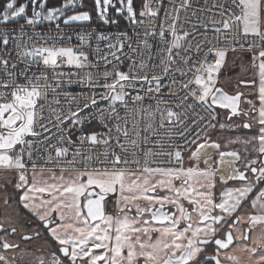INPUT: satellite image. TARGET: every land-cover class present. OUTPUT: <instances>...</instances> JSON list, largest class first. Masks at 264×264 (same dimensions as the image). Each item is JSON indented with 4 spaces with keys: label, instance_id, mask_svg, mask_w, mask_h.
Segmentation results:
<instances>
[{
    "label": "snow or ice",
    "instance_id": "snow-or-ice-1",
    "mask_svg": "<svg viewBox=\"0 0 264 264\" xmlns=\"http://www.w3.org/2000/svg\"><path fill=\"white\" fill-rule=\"evenodd\" d=\"M93 10L116 30H83L85 0H0V170L18 174L0 177V202L37 222L22 241L55 244L32 264H264V0H153L139 14L133 0H94ZM244 42L262 49L258 108L217 86ZM216 129L252 133L228 139L244 155L221 151ZM0 233V248L19 250L0 264H22L30 253L5 239L18 228Z\"/></svg>",
    "mask_w": 264,
    "mask_h": 264
},
{
    "label": "rangeland",
    "instance_id": "rangeland-1",
    "mask_svg": "<svg viewBox=\"0 0 264 264\" xmlns=\"http://www.w3.org/2000/svg\"><path fill=\"white\" fill-rule=\"evenodd\" d=\"M58 1L59 0H49V6H54V5L58 6L59 5V4H57ZM142 1L143 0H140V1L138 0V2L140 4V8L138 10L136 8L137 5L135 3V0H133V6H134V9L136 10L137 14H139V12L141 10H143ZM85 2L88 6V9L92 12L93 20L97 19L96 13L93 10L94 9V0H85ZM69 14H71V13H69ZM111 15H114V13H111ZM84 24H89V23L85 22ZM260 50H262V49L258 48L257 52L253 51L252 54L254 53V55H255ZM246 52L247 51H245L243 53L227 55L226 56L225 70L237 67L240 71V76H241L240 79H244L245 78L244 71L248 70V63H250L249 62L250 60H247V63H245V60L250 58V54H247ZM238 76H239V73H238L237 77ZM220 83L222 86H224V83H222L221 81H220ZM251 92H254V90H248V89L246 90V93L248 95H250L251 98H253L252 97L253 95H251ZM254 103H255V100H254ZM248 107H246V109ZM238 122H243V118H241ZM254 128H255V125H254ZM242 130L243 129H241L239 131V133H233V132H228V131H220L219 129H216V130L211 131L209 133V135L211 136L212 140L220 143V145H221L220 150H234V149H240L241 150V149H243L242 145H240L238 143L237 144H229L228 139L229 138H235V136L237 134H240V135H251L252 134V133H247V134L241 133ZM253 131H254V129H253ZM215 154H217L216 151L214 150V152H213V150H212L211 155H215ZM189 155L190 154H187L185 156V158H187V164L185 165V167L190 166V162L188 160ZM201 167H203V164H201ZM5 176H7L9 179H11L12 183H14V181H13L14 175L12 173L0 172V177H5ZM9 191L12 192L13 194H15L13 189L9 188ZM0 196H2V193H0ZM17 199H18V197H17ZM29 219H33V218L29 214H27L24 211V209H22V207L18 208L17 205L15 204V202H12L11 206L7 207V208L3 205L2 202H0V223H3L5 227L10 228L11 226H16L20 233H25L27 231L26 234H30V229H29V227H27V221ZM33 223H36V221L34 219H33ZM22 224H23V226H22ZM2 235H4V234H2ZM5 239L8 240L7 235H5ZM16 240H17V236H16ZM17 243L20 244L21 248L25 249L30 254H33L34 257L32 259L28 260L29 264H32V262H34L36 260V257H38L40 255H44L46 260H47V252L46 251L43 253H40V254L33 252V250L37 251L39 249V246H41V248H45L46 243H44L43 240H34L33 242H22V243L17 242ZM29 248L32 250H30ZM45 250H47V248H45ZM26 257H28V255Z\"/></svg>",
    "mask_w": 264,
    "mask_h": 264
},
{
    "label": "built area",
    "instance_id": "built-area-1",
    "mask_svg": "<svg viewBox=\"0 0 264 264\" xmlns=\"http://www.w3.org/2000/svg\"><path fill=\"white\" fill-rule=\"evenodd\" d=\"M146 2H148V3H152L153 0H146ZM201 2H202V0H201ZM165 3L167 4V0H165ZM111 13H112V12H111ZM111 13H110V14H111ZM181 16H183V13H181ZM142 19L144 20L145 24H147L148 21H149V19H150V17H143ZM156 24H157V30H158L159 19L156 20ZM47 27H48V26H47V22H46V24L43 26V30L47 31ZM53 27H54V25H53ZM61 27H64V26L61 25ZM74 27H76V26H74ZM95 27H98L101 31L111 32V31H115L117 26H114V25H113V26H105V25L99 24L98 21H97V19L93 20L90 24H83V30H91V28H95ZM38 30H40L39 27H38ZM80 30H81L80 27H76V31H80ZM119 30H121V31H123V30H127V31L129 32V35H132V31H131V29L129 28L128 23H127L124 19H122V18H120ZM144 30H145V29H143V28H138V29H137V31H139V32H141V33H143ZM66 31H70V29H66ZM140 39H144V37L141 35ZM249 39H251V38H249ZM135 40H136V37H133V42H135ZM157 40H158V38H155V39H153V38H149V39H148V42L151 43V44H153V46H154V47H153V51H155V47H156ZM72 43H73V44L78 43V41L76 40L75 36H73ZM244 43H245V47L241 48V47H239V45H236V46H235V50H234V51H233V50L228 51L227 55H230V54H237V53L245 52V51H255V50L258 49V48H254V49H252V50H249V49L247 48V42H244ZM214 56H215V53H214V52L208 53V61H209V62H214V60H213V57H214ZM201 58L203 59V56H202ZM72 91H73V92H76V91H79V89L73 88ZM149 103H151L153 106L155 105V101H154V100H152V101H147V100H146V101H145V105H147V104H149ZM93 127H96V128L98 129V125H93ZM161 131H163V130H161ZM211 131H213V130H209V133H210ZM72 132H74V135H72V139L75 141V140H76V136H78V135L80 134L79 129H78V128H73V129H72ZM154 139H155V138H154ZM51 143L56 144V143H57L56 139L53 138L52 141H51ZM57 146H62V145H57ZM85 147H88V146L86 145ZM165 147H167V145H165ZM195 147H196V145H192L190 151L195 150ZM73 150H74V149L70 147V152L73 151ZM96 150H97V151H101L102 148H101L100 146H97V149H96ZM41 151H43V150H41ZM190 151H185V152H183V153H182L183 157H184L185 155L189 154ZM46 155H47V153H44V156H46ZM52 155H54V151H52ZM38 162H39V163H43V160H39ZM154 166H155V165H154ZM0 172H5V171L0 170ZM5 173H6V172H5ZM8 173H12V174L15 175V179H14V183H15L18 174L15 173L14 171H13V172H8ZM31 174H32V170H31V168L29 167V169H28V179H29V182H30V176H31ZM0 252H3V253H4L5 255H7L9 258H12V256H11L7 251L3 250L2 248H0Z\"/></svg>",
    "mask_w": 264,
    "mask_h": 264
},
{
    "label": "flooded vegetation",
    "instance_id": "flooded-vegetation-1",
    "mask_svg": "<svg viewBox=\"0 0 264 264\" xmlns=\"http://www.w3.org/2000/svg\"><path fill=\"white\" fill-rule=\"evenodd\" d=\"M251 62L250 63H248V69L250 70V68H252L251 66ZM238 73H239V76L237 77V75H238ZM244 74H245V71H244ZM240 71H239V69L237 68V67H235V68H231V69H227V70H224L223 71V75H221V77H220V79H219V83H218V87H222L226 92H228L229 94H235L237 91H240V92H243L244 94H245V96L247 97V99H249V100H252V101H254L255 100V104H256V106L258 105V103L256 102V97H255V89H253L252 87H253V85L251 86V87H245V86H243V85H241L240 87H237V85H238V83H239V81L240 80H245V81H251L252 79L251 78H247V74H245V78L244 79H240ZM220 81L222 82V83H224V86H222L221 85V83H220ZM243 89V90H242ZM254 90V92H251V95H253L252 97L253 98H251L250 97V95H248L247 93H246V90ZM246 107H248V104L247 103H242L241 104V108H245L246 109ZM218 111H223V110H218ZM242 118V117H241ZM240 118V119H241ZM235 119V118H234ZM211 151H212V149H208V152H209V154H211ZM221 151H230V150H221ZM213 152H214V150H213ZM241 155H244V153H243V149H241ZM248 155L249 156H254L255 155V153H253V152H251V151H249V153H248ZM213 156H215V157H217L218 158V153L217 154H215V155H213ZM225 159H229V158H225ZM211 163H213V166L215 167V162L213 161V162H211ZM221 167V170L222 171H224V172H230L231 171V168L229 167V166H227V165H221L220 166ZM237 167H241V169H242V162H240V163H238L237 164ZM218 175H219V173H218ZM231 183V182H230ZM161 194H163V193H161ZM113 210V206L112 205H109V211H112ZM167 210V209H166ZM37 223V222H36ZM28 227V226H27ZM5 228H7V227H5ZM11 228V227H10ZM10 228H7L9 231H10ZM27 232V231H26ZM26 232L25 233H20L19 231H18V234H16V235H12V236H8V240H9V242L10 243H17V242H20V243H22V242H24V241H22L21 240V238H20V236H21V234H26ZM2 234H4V233H0V235H2ZM16 236H17V240H16ZM44 236H45V233H44ZM46 237V236H45ZM16 241V242H15ZM30 249V248H29ZM30 250H32V249H30ZM9 252L12 254V256H17V259H19V257H18V250H9ZM38 254H40V253H38ZM25 259H26V261H27V257L25 256L24 257V261L22 262L23 264L25 263V264H29L28 262H25Z\"/></svg>",
    "mask_w": 264,
    "mask_h": 264
},
{
    "label": "crops",
    "instance_id": "crops-1",
    "mask_svg": "<svg viewBox=\"0 0 264 264\" xmlns=\"http://www.w3.org/2000/svg\"><path fill=\"white\" fill-rule=\"evenodd\" d=\"M247 54H250V58L246 59L245 60V63H247V60H250L249 61V62H251V65L250 66L252 68H250V70L248 69L247 71H245V74H247V78H251L252 79L251 81H255V84L253 85L252 88L255 89V93H256L255 94V97H256V102L258 103V105H257V108H258L259 107V103H260L259 100L257 99V97H258V84H259V75H258V72H259V68H258L259 60H256V62H255L256 63V66L254 67L253 66V56H254V53L253 54L252 53H247ZM258 55H259V52L257 54H255V56H257V57H258ZM247 133H250V132L246 131V134ZM31 178H32V174L30 176V180H31ZM24 211L27 213V210L24 209ZM45 236L47 237V233H45ZM53 245L55 246V244H53ZM39 248H41V246H39ZM45 248H47V250H45V251L48 252V254H49L53 250L54 247H51L50 248L49 245L46 244ZM33 252H35V251H33ZM33 257H34L33 254L28 255V257H27L28 259H27V261L25 259V262H28V260L32 259Z\"/></svg>",
    "mask_w": 264,
    "mask_h": 264
},
{
    "label": "trees",
    "instance_id": "trees-1",
    "mask_svg": "<svg viewBox=\"0 0 264 264\" xmlns=\"http://www.w3.org/2000/svg\"><path fill=\"white\" fill-rule=\"evenodd\" d=\"M140 1V0H139ZM62 2V0H59L58 2H57V4H60ZM135 3H136V5H137V9L139 10V8H140V4H139V2H138V0H135ZM141 3V2H140ZM144 3H145V0H143L142 1V4L144 5Z\"/></svg>",
    "mask_w": 264,
    "mask_h": 264
},
{
    "label": "bare ground",
    "instance_id": "bare-ground-1",
    "mask_svg": "<svg viewBox=\"0 0 264 264\" xmlns=\"http://www.w3.org/2000/svg\"><path fill=\"white\" fill-rule=\"evenodd\" d=\"M145 3H146V0H145ZM13 257V256H12Z\"/></svg>",
    "mask_w": 264,
    "mask_h": 264
}]
</instances>
